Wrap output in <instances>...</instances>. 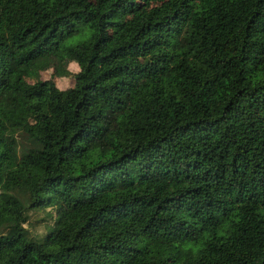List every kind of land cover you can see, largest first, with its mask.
Segmentation results:
<instances>
[{
	"label": "trees",
	"instance_id": "1",
	"mask_svg": "<svg viewBox=\"0 0 264 264\" xmlns=\"http://www.w3.org/2000/svg\"><path fill=\"white\" fill-rule=\"evenodd\" d=\"M1 1L0 264H264V0Z\"/></svg>",
	"mask_w": 264,
	"mask_h": 264
},
{
	"label": "rangeland",
	"instance_id": "2",
	"mask_svg": "<svg viewBox=\"0 0 264 264\" xmlns=\"http://www.w3.org/2000/svg\"><path fill=\"white\" fill-rule=\"evenodd\" d=\"M5 3L4 1L0 2V26L5 28L6 30L9 29L10 25V13L7 9L4 7ZM90 31L87 29L84 32H81L80 34H75L74 36L67 39V43H74L78 41L81 38L87 37L89 35ZM67 67L72 70L76 71L78 69V64L75 61L73 57H71L70 61L67 64ZM51 69L48 70H42L40 72L41 78H47L50 76ZM55 83L59 89H64L67 86L72 85L73 78L71 75L60 78V77H54ZM50 209V207H47L45 209H39L36 212L32 213L31 216V222L33 223L36 231L39 233H43L46 229V224L52 222V218L49 217L47 214V211Z\"/></svg>",
	"mask_w": 264,
	"mask_h": 264
}]
</instances>
